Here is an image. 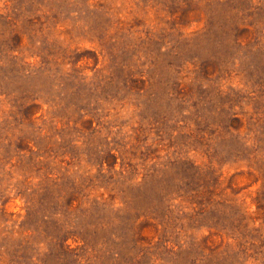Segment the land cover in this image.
I'll return each mask as SVG.
<instances>
[{"label":"rangeland","instance_id":"1","mask_svg":"<svg viewBox=\"0 0 264 264\" xmlns=\"http://www.w3.org/2000/svg\"><path fill=\"white\" fill-rule=\"evenodd\" d=\"M0 264H264V0H0Z\"/></svg>","mask_w":264,"mask_h":264}]
</instances>
